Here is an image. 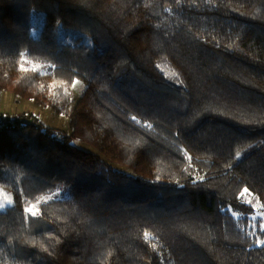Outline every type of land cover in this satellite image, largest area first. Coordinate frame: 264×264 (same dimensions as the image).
Segmentation results:
<instances>
[{
    "label": "trees",
    "instance_id": "obj_1",
    "mask_svg": "<svg viewBox=\"0 0 264 264\" xmlns=\"http://www.w3.org/2000/svg\"><path fill=\"white\" fill-rule=\"evenodd\" d=\"M0 91L69 120L0 116V264H264V0H0Z\"/></svg>",
    "mask_w": 264,
    "mask_h": 264
},
{
    "label": "rangeland",
    "instance_id": "obj_2",
    "mask_svg": "<svg viewBox=\"0 0 264 264\" xmlns=\"http://www.w3.org/2000/svg\"><path fill=\"white\" fill-rule=\"evenodd\" d=\"M43 15L41 14V16ZM34 27L37 28L41 24V20L38 18V16L35 15L34 17ZM28 67L38 69L40 67L39 63L36 61H31L30 64H28ZM76 93L81 94V86H76ZM23 115L31 116L32 119L35 118V120L40 121L43 123L45 126H49L55 129H60V130H66L68 129L69 126V120L66 119L62 115H56L51 109H41L39 107H36L33 102H30L22 97H17L14 94L6 91H0V116L4 117H20ZM74 143L82 148L83 150L86 149L88 151H93L95 152L89 145L79 143L74 141ZM116 167L119 171L121 172H127L130 173V170L127 169L126 167H121L119 165H113ZM65 194L68 195V192ZM50 198L43 199L42 201H49ZM245 199L247 201H250L251 195L249 193H245ZM15 203V196L10 192L8 189L0 186V211L5 210L6 208L10 207ZM37 206L34 205L29 208V211L32 212L33 214L37 213ZM256 217L257 218H264V204L257 203L256 204Z\"/></svg>",
    "mask_w": 264,
    "mask_h": 264
},
{
    "label": "built area",
    "instance_id": "obj_3",
    "mask_svg": "<svg viewBox=\"0 0 264 264\" xmlns=\"http://www.w3.org/2000/svg\"><path fill=\"white\" fill-rule=\"evenodd\" d=\"M24 117L27 119L28 118V116L27 115H24Z\"/></svg>",
    "mask_w": 264,
    "mask_h": 264
}]
</instances>
